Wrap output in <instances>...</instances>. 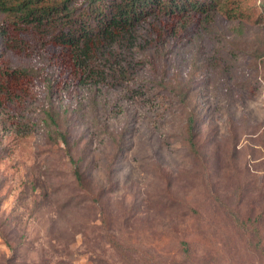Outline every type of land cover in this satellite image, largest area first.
Segmentation results:
<instances>
[{
  "label": "rangeland",
  "instance_id": "rangeland-1",
  "mask_svg": "<svg viewBox=\"0 0 264 264\" xmlns=\"http://www.w3.org/2000/svg\"><path fill=\"white\" fill-rule=\"evenodd\" d=\"M201 1L186 0L190 5ZM255 4L250 18L245 14L237 20L226 16L221 0H205L202 13L188 6L178 14L166 10L163 16L156 6L154 21L159 18L165 26V48L156 56L145 34L127 54L113 53L109 62L98 51H90L79 63L77 48L63 51L57 44L47 49L56 82L50 101L56 109L67 107L68 138L87 151L82 162L87 177L106 185V205L113 220L116 217L110 229L117 237V217L126 218L123 233L133 248L140 249L132 252L130 261L105 242L96 226V206L73 185L64 146L48 138L41 109L47 101L40 82L12 97L0 95V230L11 245L18 243L12 251L0 236V264H143L142 253L157 255L159 264H264V224L252 234L244 233L221 212L204 224L191 211L203 206V198L196 178L188 180L185 172L194 167L193 157L174 134L184 108L159 82H189L202 100L205 123L220 140L227 135L229 115L238 126L244 122L240 127L246 134L257 127L264 131V71L244 54L239 40V28L245 40L264 31V0ZM259 17V25L253 24ZM16 19L15 13L0 9V29L6 25L7 31L21 33ZM88 19L93 27L94 20ZM11 58H0V82L12 72ZM123 64L126 75L117 71ZM109 131L124 138L112 163ZM245 135L240 143H254ZM260 146L256 158L248 156L257 182L264 181V145ZM245 152L239 153L236 166ZM156 165L169 172L172 186L162 188ZM217 181L221 194L232 188L229 177ZM247 197V203L258 206L264 192L256 190ZM241 209L243 216L249 213L248 204ZM182 240L188 242L187 253Z\"/></svg>",
  "mask_w": 264,
  "mask_h": 264
},
{
  "label": "trees",
  "instance_id": "trees-1",
  "mask_svg": "<svg viewBox=\"0 0 264 264\" xmlns=\"http://www.w3.org/2000/svg\"><path fill=\"white\" fill-rule=\"evenodd\" d=\"M221 2L223 6L220 7H227L225 14L233 20L240 19L245 14H249L247 18H250L255 12L256 0H221ZM204 3L205 0L201 1L200 5L196 3L190 5L186 0H0V9L15 13L17 15L15 25L17 27L20 25L21 28V33L7 31L6 25L0 29V34L3 35V37L0 35L2 37L0 58L3 54L12 57L10 59L12 72L7 70L9 67L4 69L10 74L8 78L0 82V95L12 97L14 93L28 90L32 83L40 82L47 101L41 109L45 114L44 124L48 130L46 131L48 138L52 142L60 141L64 146V155L70 164L73 185L82 192L83 196H88L96 206L97 228L102 230V236L108 246L126 261H130L133 251L140 252V249L133 248L127 235H124L123 225L126 218L122 215L117 217V219L120 218L119 224L121 225L118 230L119 237L111 232L110 226L116 217L113 220L106 205V185L94 182L87 177L85 165H82L87 151L85 148L77 149L78 142L70 141L68 138V125L71 123V118L67 107L56 109L53 101H50L56 82L47 64L46 55L48 54L46 52L49 47L54 48L58 46L57 44H61L63 51L69 47L77 48L79 57L77 62L79 63H82L80 58L85 57L90 51H98L100 57L109 62L113 53L127 54L131 49V44L134 46L140 41L136 39L144 36L141 34H145L153 43L149 51L152 50L153 56H156L165 48L164 39L161 38L165 26L159 22V18L154 21V8L160 6L163 16L166 10L178 14L181 11H187L188 6L191 10L202 13L204 9L201 4ZM90 17L94 20L93 27L88 25ZM208 18L210 24L215 23L213 15H209ZM259 22L260 17L254 20L253 24L256 25ZM188 24L190 22L183 24L181 28L185 30ZM239 33H241L239 38L242 45L241 50L252 58L255 67L264 71V31L257 30L248 40L244 39L241 28H239ZM155 36L160 40L158 45ZM195 64L197 63H193L192 67L198 66ZM127 70L124 64L121 71L117 69L120 75H126ZM163 80L160 78L159 82L175 95L176 100L184 108L181 116L179 115V126L174 134L193 157L194 167L185 171L187 178L188 180L196 178V184L199 183L201 186L203 206L200 209L192 207L191 211L204 224L213 219L215 213L221 212L225 219L231 222L233 228L242 229L244 233H254L256 226L264 224V199L258 206L256 204L252 206L251 203H247L249 201L247 196L256 190L264 192V181L257 182V175L248 163V156L253 155L254 158L258 156L256 148L264 145V131L257 127L250 134H246V129L243 130L240 127L244 122L238 126L229 115L227 135L221 140L218 139L215 131L212 130L213 126L204 121L205 110L202 100L197 97L198 91L191 90L189 82L177 81L173 85ZM64 89L68 90L67 86ZM108 134L113 143L112 159H109L112 163L122 151L124 138L123 134L118 135L113 131H109ZM245 134L254 143H240L241 136ZM241 151H246L245 158L240 166H236V159ZM155 167L154 173L157 178L160 181L164 180V182L161 181L162 188L172 186V177L169 172L157 165ZM221 171H224L223 175ZM225 177L233 181L232 188L221 194L223 189L219 191L217 180ZM194 181L195 179L192 182ZM245 204H248L249 213H243V216L241 207L244 208ZM127 219L129 220V215ZM249 225L252 226L250 231H248ZM1 231L0 236L8 248L15 251L18 243L11 245L7 233ZM180 243L184 245L183 250L187 253L188 242L182 240ZM140 257L143 264H159L160 262L147 253H142ZM161 263L165 264L164 261Z\"/></svg>",
  "mask_w": 264,
  "mask_h": 264
}]
</instances>
